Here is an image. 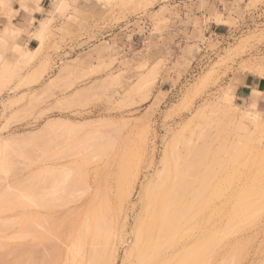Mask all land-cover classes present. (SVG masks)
Wrapping results in <instances>:
<instances>
[{
  "label": "rangeland",
  "instance_id": "rangeland-1",
  "mask_svg": "<svg viewBox=\"0 0 264 264\" xmlns=\"http://www.w3.org/2000/svg\"><path fill=\"white\" fill-rule=\"evenodd\" d=\"M41 1L0 0V192L15 187L9 188L12 200L8 196L0 200L1 213L5 212L0 213V229L5 227L0 231V264H16L18 260L21 264L45 263L43 259L51 252L45 249L50 246L51 255L54 248V253L73 252L69 245H78V228L86 232L85 226L90 225L85 224L84 215L88 213L89 223L90 214L98 210H93L97 204L92 206L90 200L98 191L95 202L102 200L110 189L107 186L113 188L121 164L127 165L136 181V192L128 205L131 209L139 204L145 185L156 179L169 145L185 152L195 142L197 148L208 142L209 155L215 152L213 157L227 158L226 162L220 159L228 167L224 173L227 180L232 176L228 175L236 154L251 162L244 166L246 170L240 167L237 172L234 168L232 173L237 172L239 183L231 178L236 190L228 184L229 189L224 187L222 202L215 206L220 211L216 210L217 216L213 215L206 228L208 238L224 227L233 229L232 220L230 224L225 222L231 209L236 212L232 206L245 192L252 193L246 197L252 198L254 211L264 209V192L260 194L264 191V0H47L43 6ZM249 75L260 80V88L249 100L237 101L236 88ZM180 137L185 141L183 146L179 145L184 143ZM176 140L180 142L174 143ZM241 148H246L245 156ZM217 149L224 152L219 154ZM89 157L100 159L96 163L98 159L94 162ZM127 158H132L131 163ZM79 173L82 176L77 179ZM37 175L48 179L41 183ZM49 175L55 176L54 181ZM82 181L89 189L82 192V185L77 192ZM14 184L22 191L27 184L30 195L25 192L28 189L23 193ZM42 185L44 190L40 189ZM37 188L41 191L35 194ZM231 188L237 195L232 196ZM41 192L48 194L41 197ZM50 195L52 202L48 201ZM14 197L17 204L21 201L20 206L27 200L23 205L28 208L21 209L13 202ZM81 197L87 201L78 209L76 201ZM259 198H263L261 204ZM65 199L69 200L67 205ZM9 202L20 209H12ZM5 203L10 208L4 211ZM36 203L46 205V209L39 204L33 207ZM257 211L254 223L244 224L245 229L236 234L229 230L234 235L228 233L230 237L215 245L209 264H222V259L231 264L229 255L235 250L230 249L239 243L242 254L236 250L232 255L235 264H264V210ZM137 214H131L128 236L132 235ZM27 218L34 219L29 222ZM124 219L119 220L117 237L122 235ZM13 220L17 226L11 228ZM43 222L48 228L40 229L45 226ZM200 233L199 229L194 231L195 238ZM81 242L79 246L81 243L86 248L87 244ZM131 245L132 240L118 246L116 264H123ZM28 251L31 256L26 255ZM238 253L241 256L237 260ZM49 255L47 261L52 258ZM26 258L31 261L26 263Z\"/></svg>",
  "mask_w": 264,
  "mask_h": 264
},
{
  "label": "bare ground",
  "instance_id": "bare-ground-1",
  "mask_svg": "<svg viewBox=\"0 0 264 264\" xmlns=\"http://www.w3.org/2000/svg\"><path fill=\"white\" fill-rule=\"evenodd\" d=\"M180 133H182V132H180ZM193 136H195V135H193ZM193 139H191V140H193ZM180 140H181V137H180ZM182 140L184 141V139H182ZM243 140H245V139H243ZM176 142H180V141L179 140L174 141V143H176ZM246 142H248V140H246ZM182 143L180 142V144L179 143L178 144L180 146H183L185 144V141H184L183 144ZM186 143H187V141H186ZM205 143H203V146L205 145ZM191 144H193V141L191 142ZM207 144H209V143L207 142ZM223 144H226V142L223 143ZM187 145H188V143H187ZM196 145L197 144L195 142L194 146H196ZM241 145H243V144H241ZM246 145H249V144H246ZM246 145H243V147L246 146ZM194 146H192V147L191 146H187L188 148L186 149V145H185L184 150L186 149V151L185 152L183 151L184 153L181 152L182 149H179L177 147V145H175V146H170L169 145V147H165V149H164L165 150V154H164V157L161 158L162 160L160 162L161 165H162V168L161 169L158 168L159 170L157 171V173L155 175L156 176L155 177L156 179L155 180L153 179L152 182L150 181L148 184L145 185V187H144V189H143V191H142V193L140 195L139 204L133 205V207L131 209L129 208L131 206L128 207V205H129V203L131 204L130 201L132 200V198L135 195V192H136L135 191L136 190V181H133L132 180V177H131L130 171H129L130 169H128L127 165H125L126 166L125 167L124 166V163L121 164V166L119 167V169L117 168L118 170H116L117 172H116L115 177H114L115 179H114V186H113V188L110 185L107 186V187H110V189L108 188L109 190H107L106 193L103 194L104 197H102V200L100 198L98 202H95V200L98 199L97 198V195H98V192H99L98 190H101V189L98 188V190H97L98 192H96L95 199L92 198L90 200L91 205L93 204L92 206H95L97 204V207H94V209L93 208L92 209L94 211H96L98 209L97 210L98 212L97 211L96 212H93V210L91 209L93 213L92 214H90L91 212L89 213L91 215L89 217V220H90L89 223L86 222V221H88L87 220V217L89 216L88 213H86V215H84L86 217L85 219L83 218L84 221H85V224L86 225L87 224H90L89 226L87 225L88 228H86V226L84 225L85 226V229H87V231H86L87 233L85 232L84 228H81L82 230L80 228H78L81 233L80 232H76L77 234H79V233L81 234V236H80V234L78 235L80 237L79 241L80 242L83 241L84 244L86 243L87 244L86 245L87 247L86 248L85 247L82 248L81 247L82 246V244H81L82 242L80 243L81 246H79V241H78V245H76V248H75V243L76 242H73L74 243L73 244L74 246L71 245L72 244V242H71L70 245H69V247L71 246L70 249H73V252H72V250L70 251L68 249V250H66L64 252L54 253L55 252V250H54L55 248H54L53 249V251H54L53 254L54 255H51L52 254V248H53V246H50L49 248H47V250L44 248L45 251H46V253L48 252V250L51 251L50 252L51 254L48 252L50 255L48 253H47V255H49V257L52 256V258H49L48 257L49 259L47 261V255H46L45 256V259L42 258L44 261L46 260L45 263L42 262V264L43 263L44 264H108V260L111 261V264H116L117 257H118V246L123 245V244H126L130 240H132V245H131L130 249L128 250L127 255H125L126 258L124 257L125 259L123 261V264H209L210 263V258L214 255V251H215V248L214 247H215V245L216 244L218 245L219 243H223L226 240V238L227 237H230V235H231L229 233L230 228H228V230H227V228L225 229V227L223 229H220V233H221V230L223 231L221 234L219 233V231H217L216 233H214L215 236L214 235L211 236V237L214 236L213 238H210V237L208 238L205 235L206 234V230H208V229H206L207 226L213 220V215H216L217 214V213H215L216 210H219L220 211V209H217V208L215 209V206H216L217 202H219L223 198L221 196L223 194L224 187H225V190H226L227 184L229 186L230 185L232 186V183L233 182H232L231 178H235L237 176L236 175L237 172H240V171H238V169H241L242 170V168L245 165H248L251 162L248 159H246V160H243V158L241 159L240 158L241 156H239L237 154H236L237 156L235 155V157H233L232 155H234V153H235L234 152L231 155L233 158L231 159L232 166L230 167V169L232 167H234L237 172L236 173H232V172H234V168H232L233 170H232L231 174H229V175L227 174L229 177H230V175H232V176H231V178H229L227 180L228 177L227 176L224 177V173H226V168H228V167L226 166V168H225V166H224L225 163L223 164V162H226L225 160H227V158L224 156V158H225L224 159L222 157L223 155H221V157L223 158V162H222V160L220 161V159H222L221 157L220 158H218L219 156L218 157L217 156L213 157V153H215V152H213L212 155H209L210 150L208 151V148H211V147H209V146H211V144H209V146L207 145L208 148H207V146H206V148H205V146H204V148H203V146H201V147L199 146L198 148H197L198 145L196 147H194ZM237 146L238 145L236 144V147ZM219 147H221V145H218V149H219ZM246 147H248V146H246ZM223 148H224V146H223ZM230 148H231V145H230ZM254 148H256V147H254ZM218 149H217L218 152L216 151L217 153L222 154L224 152V149L222 150L223 152H221V150H220L221 153L219 152ZM101 150H102V147H101ZM245 150H246V148H244V150L242 152L243 154L241 153V155H244L245 154ZM103 151H105V150H103ZM227 151H225V152H227ZM237 151H236V153L239 154L240 151H238V152ZM99 152H100V149H99ZM259 152H262V151H259ZM101 153H103V152H101ZM101 153H99V154H101ZM262 153L260 155H263ZM224 154H226V153H224ZM228 154H230V153H228ZM250 155H251V153H250ZM95 156H97V154ZM226 156H228V155H226ZM252 156H254V155H252ZM91 159L92 158H90V160ZM96 159H98V160L96 161ZM96 159H94V160L92 159V161H94V162L96 161V163H97L100 158H96ZM127 159H125V160H127ZM128 160H130V159H128ZM131 160H132V158H131ZM131 160H130V163H131ZM122 161H123V159H122ZM122 161L120 163H122ZM252 161H253V158H252ZM94 162H91V165H93L92 163H94ZM87 163H86V165H87ZM120 163H119V165H120ZM127 163L129 164V162H127ZM249 166H248V168H251ZM240 167H242V168H240ZM224 168H225V171H224ZM263 168H264V165H263ZM246 169H247V167L245 168V170ZM258 170H260V169H258ZM128 171H129V173H128ZM262 173H263V169H262ZM80 174H82V173H79L78 176L76 175L77 176L76 177L77 179L80 176H82ZM240 174H242V171H241ZM255 174L256 173H254V176H256ZM233 175H235V176H233ZM37 176L36 177H33L34 178L33 181H36L37 180V179H35V178H37ZM239 176L245 177V175L244 176L239 175ZM38 177L41 179V181H40L41 183L42 182H45V180L48 179V178H46V176H44L46 179L43 177L45 180H43L41 176H38ZM47 177H48V174H47ZM50 177L51 176L49 175V178ZM52 177H55V176H52ZM52 177H51V179H52V181H54V178H52ZM235 180H237L236 182H238V179L235 178ZM251 180H254V179L252 178ZM258 180L261 181L260 179H258ZM38 181H39V179H38ZM24 182H22V183H24ZM30 182L31 183H34L32 181H30ZM111 182H112V180H111ZM37 183H39V182H37ZM41 183H40V186H41ZM50 183H51V181H50ZM75 183H77V182L75 181ZM82 183L85 184L84 181H82ZM229 183H231V184H229ZM30 184H29V186L31 187ZM44 184L45 183H43V185ZM47 184H49V181H48ZM84 184H81L80 186H78V191L77 192H79V189L81 188L82 185L85 186V188H83V190L81 188L80 189V192H81V190H82V192H85L86 191V189H87L88 186L86 184L85 185ZM43 185H42L41 188L40 187L39 188L42 189L43 188ZM77 185H79V184H77ZM236 185H238V184H235V186ZM36 186H37V184H36ZM71 186L73 187V185H71ZM7 187H5V188H7ZM20 187H19V185L16 186L17 190H20L21 192L24 193V191L28 189L29 191L27 190L25 192H28L27 194L30 195V193H29L30 192V189H29V187L27 188V184H26V186H24L25 189L23 187L24 191H22V187L21 188ZM96 187H98V186H96ZM107 187H105V188H107ZM9 188H7L8 190L6 189L8 194L5 193L4 191L3 192H0V194H3L4 193V195H1L0 196L1 197L0 200L3 198L2 196H4V197L5 196H8V199L11 198V200H12L13 193H12V195H11L12 197H11L10 194H11L12 191L10 192L9 190L10 189L12 190L13 187H11L10 189ZM39 188H37V189H39ZM229 188L230 187H227V189H229ZM232 188H233V186H232ZM232 188H231V192L234 191V190H232ZM33 189H35V188L33 187ZM33 189L31 188V192H32ZM40 189H39V191H36L35 190L36 191L35 194H38L37 192H40L41 191ZM88 189H89V187H88ZM233 189H235V188H233ZM42 190H44V188ZM258 190H257V192H258ZM16 192L17 191H15V193ZM47 192H48V190H47ZM254 192L256 193V191H254ZM263 192L264 191L261 190L260 191V194L263 195L262 194ZM42 193H44V192H41V195H42ZM46 193H44V194H46ZM245 193L249 194L250 192L247 191ZM18 194H16V195H18ZM247 194H245V196L242 197V198H239V199L237 198V201H236L237 204L234 203L235 204L234 205L233 202H232V204H233L232 208L235 207L236 208L235 209L236 212L233 211V209H231V211H232L231 213L233 214V216H235V218L234 217H230V216H232V215H230L231 214L230 213L229 216H227L230 219L227 218L228 219L227 220L228 222H225V224H227V223L228 224H230V223L234 224L233 229L231 228V230H233V232H231V233H235L236 234L237 232H239V230H241L242 227L244 228L245 225L247 226V223L249 224V223H251L252 220L254 221V216H255L254 214L256 213L257 210H260V211L261 210L262 211L264 210L263 208L262 209L259 208L256 211H254L255 209H253V207L255 205H253V200H252V198L250 199V197L247 198L246 197ZM16 195H15V197H17ZM43 195L41 197H44ZM80 195H81V193H80ZM83 195H85V193ZM83 195H81V196H83ZM235 195H237V191H234V195L232 194V196H235ZM250 195L252 196V193H250ZM255 195L258 196L259 194L256 193ZM77 196H79V194ZM239 196H237V197H239ZM15 197L13 199H15L16 202L15 201H13V202L15 204H17L18 200H16ZM20 197L22 198V196H20ZM45 197H47V196L45 195ZM50 197H51V195L48 197L51 200L48 199V201L52 202L53 201V198L52 197L50 198ZM6 198H4V199H6ZM37 198H38V196H37ZM39 199H37V200H39ZM260 199L261 198H259V201L258 202H260V204H261V201H263L262 200L263 198L261 199V201H260ZM24 200H23V202L26 201L25 202V204H26L27 203V200H25V201ZM7 201H9V200H7ZM34 201H36V200H34ZM44 201L46 202L47 199L46 198L43 199V201H42L43 204H45ZM62 201H60L59 203L62 204ZM64 201H65L64 204L66 202L69 203V200L67 201V199H65ZM78 201H79V204L80 205L77 208L78 209H82L84 207V205L86 204L87 199L81 197V199L77 198V201L76 202H78ZM255 201H257V200H255ZM13 202H9V204L11 203L10 206H13L11 208L14 209V210H15L16 207L18 209H20V207H21V209H22V207H25L26 206V205L25 206L23 205V202H22V205L20 206V203H21V201H20L17 204L20 207L16 205V207L14 208L15 205H14ZM221 202H222V200H221ZM12 203H13V205H12ZM49 203H47V204H49ZM29 204H31V203H29ZM29 204H27V205H29ZM38 204H39V206L42 205V204L40 205V203H36V204H34V205L32 204V205L34 207L35 205H38ZM52 204H54V202ZM98 204L100 205V207H98L99 206ZM254 204H256V206L257 205L259 206V204L257 202H255ZM7 205L8 204H6V206H3L4 208L2 210H4L5 208L8 210L10 207H8ZM65 205H67V204H65ZM261 205H264V204H261ZM43 206H46V205H42V207ZM50 206H52V205H50ZM60 206L62 208L63 207V204L60 205ZM43 208H45V207H43ZM91 210H89V211H91ZM1 212L2 211L0 209V213ZM258 212L259 211H257V213ZM132 213H138V214H137V216L135 218V226H134V230L132 232V235L131 236H128V228H129V225H130L129 223H130V218H131V214ZM218 213H221V212H218ZM1 214H5V212L4 213H1ZM123 216L125 218L124 219L125 222H124V225L122 227L123 229L122 230L120 229L122 231V235H121V237H119L120 236V234H119V236L117 237V233L120 232V231H118V229H119L118 228V225H119L118 223H119V220ZM256 216H257V214H256ZM21 217H22V219H24V217L22 215H21ZM221 217H222V215H221ZM259 217H261V216H259ZM34 218H36V217H34ZM34 218H32V219H34ZM224 218H225V216H224ZM233 218L235 220H233ZM27 219H28L27 221H29V218H27ZM14 220H13V222H14ZM31 220L29 222H31ZM216 220H218V219H216ZM229 220L230 221L232 220V222L229 223ZM5 221H6V219H5ZM253 221H252V223L255 222V221L254 222ZM8 222H6V225L5 226L8 225ZM50 222H52V221H50ZM218 222H219V220H218ZM14 223L15 224H12V226L10 225L11 228L14 227L13 225H16V222H14ZM2 224L0 223V226ZM17 224H18V221H17ZM43 224H44V222L42 223V225ZM45 224H46V221H45ZM25 225H26V223H24V226ZM219 225H220V223H219ZM31 226H33V223H32ZM81 226L82 225H80L79 227H81ZM84 226H82V227H84ZM41 227L42 228L43 227L44 228L45 227L48 228L46 225L45 226H40V229H41ZM4 228L5 227H3V228L1 227L0 231L1 230H4ZM6 228L8 229V226ZM21 228H23V226ZM51 228H54V227L52 226L49 229L52 232V229ZM30 229L32 230L31 227H30ZM34 229H36V228H34ZM198 229L201 231V233H200V235L198 237L195 238L194 231L197 232ZM224 229H225V231H224ZM26 230H28V229L26 228ZM40 232L42 234V231H40ZM82 232L85 233V234H83ZM48 233H49V231H48ZM211 233H212V231H211ZM217 233H219V236L218 237H217ZM228 233L230 235H228ZM208 234L209 233H207V235ZM15 235L21 236L18 233H16ZM232 235H234V234H232ZM11 236H13L12 237L13 239L16 238V237H14V234L11 235ZM78 236L76 237L77 240H78ZM196 236H197V234H196ZM6 237H8V236H6ZM27 237L29 238L30 236H27ZM36 237L37 236L35 235L34 238H36ZM10 240H11V238H10ZM247 240H249V239H247ZM32 243H34V242H32ZM245 243H247V242H245ZM240 245L241 244L239 243V244L235 245L234 247L232 246V248H234V249H230V250H232V251L235 250L233 252V254L234 253H237L236 250H239V252H240V250H241V249H239L241 247ZM72 246H73V248H72ZM77 246H79V248H82V249H78ZM45 247H47V246H45ZM1 248L2 247H0V249ZM230 248H231V246H230ZM44 249H42V250H44ZM242 249L244 250V247H242ZM23 250H22V252H23ZM74 250H75V252H74ZM45 251L43 253L44 255L46 254ZM13 252H15V251H13ZM22 252H21V254H22ZM24 253H25V251L23 252V254ZM29 253L30 252L28 251V254H26V255H30L31 256V254H29ZM240 253L242 254V252H240ZM240 253H238V254H240ZM12 254L14 255V253H12ZM15 254H17V253L15 252ZM19 254H20V252H19ZM33 254H35L37 256L36 253H33ZM228 254H230V251H228ZM241 254L237 257V260L240 259L239 257L241 256ZM232 255H229V256H231V258H230L231 260L233 258ZM14 256L16 257V255H14ZM39 256L43 257L41 254ZM23 257L24 256H22V258ZM17 259L18 258H16V260ZM29 259L34 260L33 258H30V257H29ZM29 259L26 258V263H28V261H31ZM35 259H36V257H35ZM38 259H39V257H38ZM233 259H234V261H236V258L235 257ZM231 260L229 262H231V264L232 263L235 264V262L233 260L232 261ZM0 261H1V258H0ZM18 261H17L16 264H21V262L19 263ZM37 261H39V260H37ZM222 261H221L222 264L225 263L224 261H227V264H228V260L227 259H224V260L222 259ZM13 262H14V260H13ZM263 262H264V258H263ZM32 263L33 264H35V263L36 264H39L40 261L39 262H32ZM32 263H30V264H32ZM218 263L221 264L220 262H218Z\"/></svg>",
  "mask_w": 264,
  "mask_h": 264
},
{
  "label": "crops",
  "instance_id": "crops-1",
  "mask_svg": "<svg viewBox=\"0 0 264 264\" xmlns=\"http://www.w3.org/2000/svg\"><path fill=\"white\" fill-rule=\"evenodd\" d=\"M46 2L47 0H42L41 6H43ZM37 15L38 13L36 12L35 16ZM242 80L244 82L236 88L235 95H236L237 101L244 102L246 100H249L255 91L259 90L260 80H258L257 78H254L251 75L245 76L244 78H242ZM234 92H235V88H234Z\"/></svg>",
  "mask_w": 264,
  "mask_h": 264
}]
</instances>
